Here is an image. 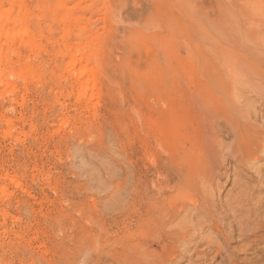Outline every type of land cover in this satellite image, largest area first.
I'll list each match as a JSON object with an SVG mask.
<instances>
[{
  "label": "rangeland",
  "instance_id": "rangeland-1",
  "mask_svg": "<svg viewBox=\"0 0 264 264\" xmlns=\"http://www.w3.org/2000/svg\"><path fill=\"white\" fill-rule=\"evenodd\" d=\"M243 1L0 0V12L14 16V5L23 6L19 24L29 33L0 35V69L8 71L7 87L0 85V264L118 259L113 246L130 227L128 215L143 197L166 194L190 151L184 144L198 145L193 103L217 71L210 46L218 24L264 26L258 13L242 10V19ZM66 12L89 20L65 23ZM83 33L95 43V86L85 93L66 66L68 48L89 42ZM21 68L24 76H11ZM259 163L249 185L264 195ZM232 165L218 179L220 197L251 175L243 171L233 186Z\"/></svg>",
  "mask_w": 264,
  "mask_h": 264
},
{
  "label": "bare ground",
  "instance_id": "bare-ground-1",
  "mask_svg": "<svg viewBox=\"0 0 264 264\" xmlns=\"http://www.w3.org/2000/svg\"><path fill=\"white\" fill-rule=\"evenodd\" d=\"M243 2L238 11L242 19L249 13L264 15V0ZM14 8L16 16L12 9L0 12V35L27 38L29 33L18 19L24 8L21 4ZM61 18L65 23L89 20L83 13L66 12ZM10 22L13 26L4 29ZM248 23L218 24L210 46L217 71L203 84L202 99L193 103L198 145L184 144L190 151L181 168L167 178V182L174 181L171 189L164 194L154 184L160 191L143 197L139 208L128 215L130 227L121 242L113 244L120 255L109 264H214L218 257L216 264H264V195L261 187L250 189L249 185L264 159V26ZM71 29L65 30L66 36L72 34ZM82 29L78 27L77 34ZM85 38L90 42L92 37L87 34ZM89 42L83 49L69 47L66 52V66L77 70L82 93L89 85L95 86L91 65L95 43ZM7 74L0 69V85L5 88ZM13 74L24 76L26 71L21 68ZM231 161L237 172L233 186L243 171L251 175L220 197L218 179L228 177Z\"/></svg>",
  "mask_w": 264,
  "mask_h": 264
}]
</instances>
